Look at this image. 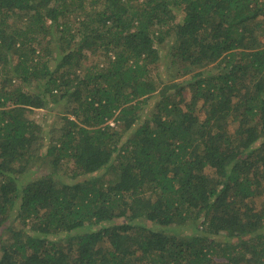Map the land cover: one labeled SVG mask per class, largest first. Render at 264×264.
<instances>
[{"label":"trees","instance_id":"trees-1","mask_svg":"<svg viewBox=\"0 0 264 264\" xmlns=\"http://www.w3.org/2000/svg\"><path fill=\"white\" fill-rule=\"evenodd\" d=\"M0 264H264V0H0Z\"/></svg>","mask_w":264,"mask_h":264},{"label":"rangeland","instance_id":"rangeland-1","mask_svg":"<svg viewBox=\"0 0 264 264\" xmlns=\"http://www.w3.org/2000/svg\"><path fill=\"white\" fill-rule=\"evenodd\" d=\"M46 115H52V117L54 118L57 113L55 112H49L47 110H39L35 112V115L33 116L36 120H39L41 123L43 122V120L45 119Z\"/></svg>","mask_w":264,"mask_h":264}]
</instances>
